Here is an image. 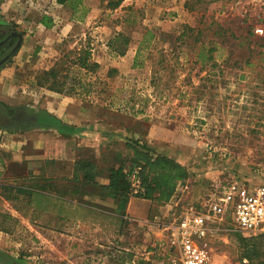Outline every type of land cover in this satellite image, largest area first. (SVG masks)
Returning <instances> with one entry per match:
<instances>
[{"label": "rangeland", "instance_id": "obj_1", "mask_svg": "<svg viewBox=\"0 0 264 264\" xmlns=\"http://www.w3.org/2000/svg\"><path fill=\"white\" fill-rule=\"evenodd\" d=\"M107 2L94 0L101 13L89 26L55 48L36 50L40 66L31 67L29 76L56 67L58 80L65 83L56 93H82L77 102L61 105L90 108L87 120L103 119L106 128L120 130L121 140L114 144L84 148L100 185L109 167L122 162L128 175L138 171L145 192L142 167L132 166L135 149L174 161L186 178L175 179L168 200L159 193L151 200L131 195V212L127 207L124 218L104 190L88 187L92 210L84 214L85 225L45 228L58 233L52 239L48 233L36 240L22 231L0 240V251L18 263L172 264L167 241L182 218L206 212L229 183H264V36L255 33L264 27L263 2L124 0L116 10L107 9ZM148 32L152 37L144 49ZM119 33L128 39L126 46L118 45L125 49L123 56L108 46ZM82 53L97 66L80 68L76 62ZM158 174L151 173L150 180ZM231 225L227 219L213 226L206 239L209 264L264 262L261 236L248 242L252 238ZM249 243L261 247L253 261L247 257Z\"/></svg>", "mask_w": 264, "mask_h": 264}, {"label": "crops", "instance_id": "obj_2", "mask_svg": "<svg viewBox=\"0 0 264 264\" xmlns=\"http://www.w3.org/2000/svg\"><path fill=\"white\" fill-rule=\"evenodd\" d=\"M100 13L94 0H0V36L11 35L17 40L18 34L22 38L19 48L0 68V105L17 114L13 120L21 124L17 128L0 127V204L4 213L16 220L12 232L0 231L3 242L22 231H29L36 240H43L48 233L52 239L58 233L54 228H45L87 223L84 214L92 210L85 192L88 187L74 199L63 198L58 192L67 191L66 185L71 184L78 161H92L83 151L114 144L121 140L120 130L106 128L103 119L87 120L90 108L69 105V101L82 98L81 92L66 97L41 88L29 71L40 66L36 50L55 48L81 27L89 26ZM96 63L101 65L103 61ZM64 100L68 104L61 105ZM103 179L101 184L108 185V179ZM43 180H49L55 187L46 192L52 199L48 212L42 215L35 214L36 203L32 207L16 203V208L1 196V189L7 186L40 191L38 185ZM131 206L132 202L127 206L129 213Z\"/></svg>", "mask_w": 264, "mask_h": 264}, {"label": "trees", "instance_id": "obj_3", "mask_svg": "<svg viewBox=\"0 0 264 264\" xmlns=\"http://www.w3.org/2000/svg\"><path fill=\"white\" fill-rule=\"evenodd\" d=\"M124 0H108L107 9L116 10L118 9ZM152 37L151 32L145 34V39L142 42V47L144 49L148 48V44ZM128 39L124 37L123 34H117L114 39H112L109 43V48L113 53H116L119 56H123L125 54V49L121 50L118 45L122 43L123 45H127ZM141 48H139L140 50ZM142 50V49H141ZM140 50V51H141ZM89 54L82 53L79 55L76 64L83 69H93L96 67V64L89 65ZM59 71L55 68H52L49 71L42 72L40 76L37 78L38 86L41 88H46L50 91L54 92H62L65 83H61L58 79ZM136 157L133 159L132 166L140 165L142 170V186L144 188L143 196L145 199H153L156 193L160 194V198L168 200L175 190V179L183 180L186 178V171L174 161H171L165 157H157L153 159L148 153H142L138 149H135ZM142 162V163H141ZM143 164V165H142ZM124 163L121 162L118 168L109 167L108 169V185H100L97 183L98 173L96 172V166L91 160H81L78 161L75 165V174L73 179L70 181L71 184L67 183L65 192L60 193L61 197H78L82 194L83 190L87 187H91L93 189H101L104 190L105 194L113 198L116 203V206L119 211H122V217H125V210L129 204V200L131 197V182L129 179L128 173H126L124 168ZM169 167V169H167ZM133 169V168H132ZM174 171V173L172 172ZM132 171V170H131ZM151 173H159L156 177L150 180ZM173 180V181H172ZM68 182V181H67ZM64 186V183L62 182ZM40 191H33L27 189H21L16 186H7L1 189V196L14 205L24 204V206H30L36 203L35 214L42 215L43 213L48 212V205L50 204L51 197L49 193L51 188L55 187V184L50 182L49 180H43L38 185ZM138 196V197H139ZM20 200V201H19ZM63 203V202H62ZM35 205V204H34ZM19 209V208H18ZM3 218V222L0 225V231L4 233H10L14 230L16 225V220L9 214L4 213V215H0ZM123 221V219H122ZM262 241H264V236L260 237ZM256 241L255 238L248 240V242ZM249 245V246H248ZM247 248V257L253 261L258 258V253L261 249L259 245L256 243L248 244ZM0 263L2 264H18V260H14L12 257L2 253L0 251ZM261 264H264L262 262Z\"/></svg>", "mask_w": 264, "mask_h": 264}, {"label": "built area", "instance_id": "obj_4", "mask_svg": "<svg viewBox=\"0 0 264 264\" xmlns=\"http://www.w3.org/2000/svg\"><path fill=\"white\" fill-rule=\"evenodd\" d=\"M261 1L264 5V0ZM255 33L264 36L263 25L256 27ZM129 178L131 195L143 194L138 171L130 173ZM206 208V212L194 211L182 218L173 228L167 241L174 253L172 264H209L206 239L217 221L228 219L237 233L250 238L264 236V183H229L223 187L220 197L211 200Z\"/></svg>", "mask_w": 264, "mask_h": 264}, {"label": "flooded vegetation", "instance_id": "obj_5", "mask_svg": "<svg viewBox=\"0 0 264 264\" xmlns=\"http://www.w3.org/2000/svg\"><path fill=\"white\" fill-rule=\"evenodd\" d=\"M18 36L19 35L17 34V37ZM18 41H19V37L16 40L15 38L11 37V35L5 37L0 36V60L3 59L6 55H8L12 51V49L16 46ZM7 46L9 47L6 49L5 47ZM17 117H18L17 114H13L9 111L7 112L5 107L0 105V127L17 128L19 125H21L20 123H18V121L13 120L14 118Z\"/></svg>", "mask_w": 264, "mask_h": 264}, {"label": "water", "instance_id": "obj_6", "mask_svg": "<svg viewBox=\"0 0 264 264\" xmlns=\"http://www.w3.org/2000/svg\"><path fill=\"white\" fill-rule=\"evenodd\" d=\"M18 37H19V41L16 44V46L12 49V51L8 55H6L3 59L0 60V67H2L19 48L22 38L20 35Z\"/></svg>", "mask_w": 264, "mask_h": 264}]
</instances>
